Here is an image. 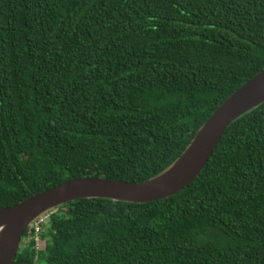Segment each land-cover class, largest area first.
<instances>
[{
    "label": "trees",
    "instance_id": "obj_1",
    "mask_svg": "<svg viewBox=\"0 0 264 264\" xmlns=\"http://www.w3.org/2000/svg\"><path fill=\"white\" fill-rule=\"evenodd\" d=\"M262 68L264 0H0V207L159 175ZM34 236L12 264H264V101L175 194L78 198Z\"/></svg>",
    "mask_w": 264,
    "mask_h": 264
},
{
    "label": "water",
    "instance_id": "obj_2",
    "mask_svg": "<svg viewBox=\"0 0 264 264\" xmlns=\"http://www.w3.org/2000/svg\"><path fill=\"white\" fill-rule=\"evenodd\" d=\"M264 101V68L246 80L205 120L183 153L157 176L141 182L102 176L75 177L9 206L0 207V264H12L23 231L37 217L78 198L128 202L164 199L180 191L200 173L222 133L237 117Z\"/></svg>",
    "mask_w": 264,
    "mask_h": 264
},
{
    "label": "built area",
    "instance_id": "obj_3",
    "mask_svg": "<svg viewBox=\"0 0 264 264\" xmlns=\"http://www.w3.org/2000/svg\"><path fill=\"white\" fill-rule=\"evenodd\" d=\"M50 212L52 213L53 211H50ZM50 212H47L46 213L47 216L46 215L45 216L44 215H41V216L37 217L36 220H34V223H32L33 226H34V233L36 235L39 232L40 224L41 223H45L47 221V219H48V217L50 215ZM44 218H45V220H43Z\"/></svg>",
    "mask_w": 264,
    "mask_h": 264
},
{
    "label": "rangeland",
    "instance_id": "obj_4",
    "mask_svg": "<svg viewBox=\"0 0 264 264\" xmlns=\"http://www.w3.org/2000/svg\"><path fill=\"white\" fill-rule=\"evenodd\" d=\"M51 211H54V209H52ZM42 215H44V216L46 215L47 216L46 213L45 214H42ZM43 220H45V218ZM31 225H32V222L29 224V226H31ZM34 235H35L34 236V239H35V246H36V248L37 249H43V247H44V240H42V239L40 240V238H38V236L35 233H34Z\"/></svg>",
    "mask_w": 264,
    "mask_h": 264
},
{
    "label": "bare ground",
    "instance_id": "obj_5",
    "mask_svg": "<svg viewBox=\"0 0 264 264\" xmlns=\"http://www.w3.org/2000/svg\"><path fill=\"white\" fill-rule=\"evenodd\" d=\"M3 235H4V229L1 228V229H0V238H1Z\"/></svg>",
    "mask_w": 264,
    "mask_h": 264
}]
</instances>
